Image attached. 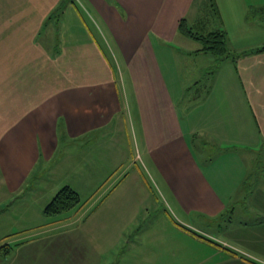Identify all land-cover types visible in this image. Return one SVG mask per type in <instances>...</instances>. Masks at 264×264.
<instances>
[{
	"label": "crops",
	"instance_id": "0c3cea01",
	"mask_svg": "<svg viewBox=\"0 0 264 264\" xmlns=\"http://www.w3.org/2000/svg\"><path fill=\"white\" fill-rule=\"evenodd\" d=\"M60 1L0 0V184L6 194L20 196L41 175L40 166L50 164L61 151L66 154V168L75 150L73 155L86 164L87 149H104L103 142L125 125L121 114L129 112L128 96L88 29L83 11L109 35L118 68L128 73L136 116L134 129L130 126L142 152L141 165L174 210L168 227L174 235L166 243L177 241L180 234L193 246L181 258L135 253L144 249L151 235L149 226L138 224L126 241L123 260L128 264H176L170 263L173 260L264 264V183L263 189L255 188L251 167L258 162L264 168V157L258 153L264 143V52L237 57L221 70L225 76L220 86L217 78L211 90L183 112L177 106L182 89L166 73L167 65L172 69L168 57L171 60L176 53L174 47L169 52L167 45L188 39L194 44L186 45V51L198 54L201 44L182 35L178 24L185 19L194 24L192 28L200 25L204 21L198 19L200 5L205 0H75L76 4L65 3L57 23L44 27ZM252 1L263 6L255 0H211L219 12L223 4L234 14L237 7L253 6ZM247 46L241 52L264 46L263 36ZM195 137L216 148L215 161L200 159ZM138 171L131 182L149 186L150 196L149 182ZM118 179L114 177L115 183ZM107 182L96 189L84 214L97 202L101 203L97 216L108 208L115 212L123 203L127 196L124 191L118 194L119 188L101 200L115 184ZM215 223L227 235L223 240L204 233ZM12 234L9 240L18 250L42 233ZM16 249L6 244L5 256L18 254ZM111 255L107 262L95 255L94 263L118 264L119 255Z\"/></svg>",
	"mask_w": 264,
	"mask_h": 264
},
{
	"label": "rangeland",
	"instance_id": "374dc122",
	"mask_svg": "<svg viewBox=\"0 0 264 264\" xmlns=\"http://www.w3.org/2000/svg\"><path fill=\"white\" fill-rule=\"evenodd\" d=\"M255 1L263 6H255L252 1L253 6L248 4L244 8L236 6L237 10L234 14L227 11V7L223 4L220 7L222 12H219L217 5L216 8L211 0H205L200 5V17H198L204 21H201L200 25L195 24L193 28L191 25L194 24H189L192 31L198 33L203 31L206 33L224 32L228 58L222 59L210 53L188 52L186 45L194 44L188 39H184L181 44L174 42V46L167 45L171 46V49L167 47L169 52L173 51V47L176 52L172 54L171 60L168 57L174 67L171 62L172 69H169L167 65L166 73L182 89V99L177 103L181 111L184 112L199 101L196 99H202L203 95L211 90L210 85L212 82L215 83L217 78L219 79L217 86H220L221 79L225 76L223 72L220 73L221 70L225 66L233 64V61L241 55V51L249 49L247 45H250L252 41H256L262 36L264 39V0ZM81 13L88 29L98 41L102 53L109 64L112 63L111 69L119 87L122 90L124 88L125 94L128 96L129 112L123 111L121 114L125 117L126 122L118 134L115 133L111 140L103 142L104 149L98 146L87 149L86 156L87 159H90L86 164H82L78 157L73 155L75 150L71 155V162L66 168L63 162V157L66 154L61 151L50 164L40 166L41 175L30 182L20 196L11 198L6 194L5 187L0 184V264H97L94 263L95 255L99 256V259L100 256H103V262H107L112 257L111 253L119 255L118 264H128L123 260L127 253L126 241L133 237L135 226L137 228L138 224L149 226L151 235L148 236V243L145 242L144 249H135V253H163L168 257L176 255L181 258L184 251L193 248V246L188 245V241L180 234L177 235V241L166 243L169 237L174 235L168 229L172 218H174V210L159 195L153 181H149L150 171L143 169L141 165L139 155L141 157L142 152L134 143L130 126L132 125L134 129L136 116L132 92L128 84V73H124L123 68H118L119 64L114 56L113 44L106 31L98 25L95 18H90L86 12L81 11ZM186 42L189 43L186 44ZM154 90L157 92L156 88ZM207 144L203 145L199 137L193 139V145L196 147L200 159L210 161L214 159L215 161L218 156L216 148L213 150ZM101 151L104 152V155ZM258 153L264 157V143L258 149ZM106 158L109 163L104 162L103 159ZM59 159L61 160L59 161ZM134 159L133 165L128 166L130 164L128 162ZM44 166L45 169L41 172ZM251 167L254 173L253 178L257 180L255 188H262L264 168L262 171V166L258 167V162ZM138 168L141 169L144 179L148 180L146 182H149L150 196H147L148 192H146L147 189H150L149 186L142 188L138 182H131L132 176L139 172ZM86 176L89 180L88 184L85 182ZM118 176L119 179L115 183L114 177ZM108 180L110 182H107ZM106 182L115 184L101 200L108 197L114 191L113 189L119 188L118 194L124 191V195L127 196L123 198V203L118 205L115 212L111 213L108 208L97 216L98 212L95 213V210L101 204L97 202L90 206L91 209L84 214L83 208H87L89 202L93 200L96 189L106 185ZM67 185L79 195L80 204L66 212L50 216L44 215L45 206L62 187ZM142 190H145V193ZM141 199H145L144 203H141ZM234 221L237 222V219L235 218ZM189 230L199 235L197 232ZM206 231L220 239L227 237L223 229L216 227V223L204 230V233ZM29 232L42 234H38L32 241H29L34 243H30L27 247L19 246L17 250L16 244L9 240L12 233L25 236ZM154 235L155 237H153ZM200 235L206 237V234ZM187 238L192 241L190 236ZM6 244L11 249H16L15 252L18 254L5 256ZM30 248L32 250L25 253ZM175 261H177L176 264L180 263L179 260H173L170 263Z\"/></svg>",
	"mask_w": 264,
	"mask_h": 264
},
{
	"label": "trees",
	"instance_id": "16d2710c",
	"mask_svg": "<svg viewBox=\"0 0 264 264\" xmlns=\"http://www.w3.org/2000/svg\"><path fill=\"white\" fill-rule=\"evenodd\" d=\"M76 4L75 0H61L57 7L52 13L46 18L44 27L49 23H57L62 16L65 3ZM179 32L187 38L197 41L201 44V49L198 53H210L219 58H228V52L226 49V34L219 31H214L210 33L194 32L189 27L185 19L180 20L178 24ZM264 52V46L256 48L254 50H247L246 52H241V55H249L252 53ZM240 55V56H241ZM80 204L79 195L69 186L62 187L51 199V201L43 209V213L46 216L59 214L74 209Z\"/></svg>",
	"mask_w": 264,
	"mask_h": 264
}]
</instances>
